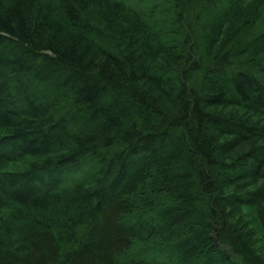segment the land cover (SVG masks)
Instances as JSON below:
<instances>
[{
    "label": "clouds",
    "instance_id": "9594fccd",
    "mask_svg": "<svg viewBox=\"0 0 264 264\" xmlns=\"http://www.w3.org/2000/svg\"><path fill=\"white\" fill-rule=\"evenodd\" d=\"M0 264H264V0H0Z\"/></svg>",
    "mask_w": 264,
    "mask_h": 264
}]
</instances>
